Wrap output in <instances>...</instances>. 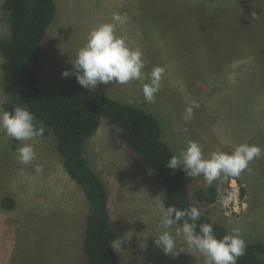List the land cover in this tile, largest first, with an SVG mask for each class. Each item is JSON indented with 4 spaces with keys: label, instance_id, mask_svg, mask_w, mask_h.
<instances>
[{
    "label": "rangeland",
    "instance_id": "1",
    "mask_svg": "<svg viewBox=\"0 0 264 264\" xmlns=\"http://www.w3.org/2000/svg\"><path fill=\"white\" fill-rule=\"evenodd\" d=\"M54 1L56 19L40 46L41 89L68 90L79 84L75 75L62 73L73 68L71 59L86 43L89 31L111 22L114 13H127L129 20L117 35L126 36L129 45L142 51L146 76L156 66L165 70L155 102L146 101L142 92L148 80L100 84L94 90L154 116L163 141L176 155L189 140L197 141L205 155L217 148L230 153L241 143L264 150V73L257 68L264 64V0ZM2 2L0 39H7ZM3 62L0 52V111L9 101L2 81ZM193 101L200 106L185 122V109ZM120 131L101 118L98 131L84 147L109 195L120 263L203 264L204 258L188 253L180 241L178 249L183 252L176 257L155 245V236L162 231L158 212V205L164 203L162 179L120 140ZM34 144L37 159L21 165L15 153L22 142L0 133V264H88L82 251L89 211L84 193L66 173L54 135H43ZM37 165H43L42 172L35 171ZM249 169L238 177L218 178L212 186L226 193L230 179H237L245 191L244 201L254 204L256 214L250 206L249 212L226 217L219 194L214 204L196 200L199 189L209 188L203 176H185V181L202 215L226 229L238 227L246 244L264 243V198H260L264 153L250 162ZM7 199L12 201L11 209L3 206ZM255 220L260 226L251 225ZM175 227L170 229L173 234ZM260 258L264 261V256Z\"/></svg>",
    "mask_w": 264,
    "mask_h": 264
},
{
    "label": "trees",
    "instance_id": "2",
    "mask_svg": "<svg viewBox=\"0 0 264 264\" xmlns=\"http://www.w3.org/2000/svg\"><path fill=\"white\" fill-rule=\"evenodd\" d=\"M1 13L10 33L7 39H0L4 59L2 81L9 95L5 111H12L17 105L27 106L36 120L45 126L43 135L52 134L56 138L57 153L64 169L81 187L88 204L82 247L88 264H120L114 249L109 195L84 153L86 142L98 131L101 118L120 129V140L127 142L142 163L162 179L165 206L175 205L179 209L194 206L186 185V174L166 166L176 154L163 141L159 122L144 109L100 91H87L79 84L68 90H43L38 86L42 70L40 46L57 14L54 0H3ZM5 14L7 18L4 19ZM259 65V72L264 73V64ZM217 197L214 186L195 193L200 203L214 204ZM6 201L3 206L11 209L12 201ZM201 223H211L218 238L227 234L226 228L207 214H201L197 224ZM260 256H264V243L246 244L245 253L238 258L237 264H264Z\"/></svg>",
    "mask_w": 264,
    "mask_h": 264
},
{
    "label": "clouds",
    "instance_id": "3",
    "mask_svg": "<svg viewBox=\"0 0 264 264\" xmlns=\"http://www.w3.org/2000/svg\"><path fill=\"white\" fill-rule=\"evenodd\" d=\"M129 20L127 13H114L111 22L93 27L86 43L78 49L75 59H71L72 69H66L63 77L75 75L77 82L87 91L94 90L100 84L113 82L126 85L131 81H144L142 92L146 101L154 103L164 68L154 67L146 76L143 53L138 47H132L127 37L117 35ZM199 104L193 101L186 107L183 120L190 122L194 108ZM45 126L38 122L27 106L17 105L12 111H0V133L8 138L22 142L16 149V160L21 165H28L37 159L34 141L42 137ZM264 153L259 145L241 143L229 153L217 148L205 155L202 146L189 140L187 146L173 155L166 163L170 169L182 170L187 177L203 176L206 187H211L218 178L238 177L255 158ZM37 173L43 171V165H37ZM219 203L228 205L233 199L231 192L220 193ZM159 227L162 231L155 236V245L166 255L176 257L180 251L178 241L186 246L188 253H199L203 264H237L238 258L245 253L246 242L238 227L226 229L222 238H218L211 223L197 224L201 216L196 206L179 209L175 205H158ZM182 221V224L180 223ZM175 227L174 234L170 229ZM197 228L199 231L197 232Z\"/></svg>",
    "mask_w": 264,
    "mask_h": 264
},
{
    "label": "built area",
    "instance_id": "4",
    "mask_svg": "<svg viewBox=\"0 0 264 264\" xmlns=\"http://www.w3.org/2000/svg\"><path fill=\"white\" fill-rule=\"evenodd\" d=\"M242 186L237 179H230L228 182V191L233 194V199L228 205H222V210L226 217H232L241 214L246 209L245 197H242Z\"/></svg>",
    "mask_w": 264,
    "mask_h": 264
},
{
    "label": "crops",
    "instance_id": "5",
    "mask_svg": "<svg viewBox=\"0 0 264 264\" xmlns=\"http://www.w3.org/2000/svg\"><path fill=\"white\" fill-rule=\"evenodd\" d=\"M104 94H107V92L106 93H104ZM111 96V95H110ZM113 97H115V98H117L115 95H112ZM118 99V98H117ZM118 100H120V99H118ZM120 101H122V100H120ZM247 198V197H246ZM260 198H264V196H261ZM250 206H251V203H250V201H247L246 202V209H245V212L247 211V212H249V210H250ZM252 209H253V211L255 212V214H256V210H254L255 209V206H254V204H252V206H251V211H252ZM244 212V213H245ZM258 212H260L259 210H258ZM245 214H248L249 215V213H245ZM260 222L259 221H257V220H255V221H253V222H251V225L253 226V227H255V226H260ZM85 229H86V226L84 225V228H83V232H84V234H85ZM114 229V228H113ZM114 244H115V242H114ZM114 248H115V246H114ZM119 259V263H120V258H118ZM121 264V263H120Z\"/></svg>",
    "mask_w": 264,
    "mask_h": 264
}]
</instances>
